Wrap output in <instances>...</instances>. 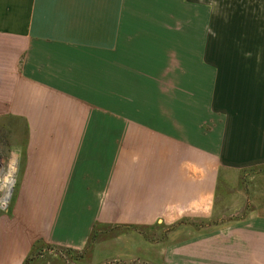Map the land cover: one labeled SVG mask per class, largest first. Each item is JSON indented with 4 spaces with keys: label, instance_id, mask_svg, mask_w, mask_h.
<instances>
[{
    "label": "crops",
    "instance_id": "crops-1",
    "mask_svg": "<svg viewBox=\"0 0 264 264\" xmlns=\"http://www.w3.org/2000/svg\"><path fill=\"white\" fill-rule=\"evenodd\" d=\"M198 11L0 0V164L18 170L0 264H24L37 243L33 264H84L110 237L165 264L158 228L216 216L231 175L264 179V145L234 98L249 75L219 70L227 42ZM139 75L153 80L140 92Z\"/></svg>",
    "mask_w": 264,
    "mask_h": 264
},
{
    "label": "rangeland",
    "instance_id": "rangeland-1",
    "mask_svg": "<svg viewBox=\"0 0 264 264\" xmlns=\"http://www.w3.org/2000/svg\"><path fill=\"white\" fill-rule=\"evenodd\" d=\"M146 3L147 6L157 5L171 10L183 9L187 18H192L194 10L198 13L202 9V23L218 40L227 42V56L222 57L225 61L218 63L219 70L233 69L249 75L250 87L240 88L244 94L238 96L235 93L234 97L236 105L245 107L241 112L243 121L239 124L246 125L253 134L255 130L254 137L264 145V0H139V5L145 6ZM178 65L180 69L184 65L185 69L192 70L194 64H168L170 71ZM202 66V70L209 68V64L203 63ZM141 74L147 75L146 72ZM138 82L139 91L140 85L153 80L140 76ZM238 90V87L234 89L235 92ZM2 167L5 172L0 176V196L6 175L10 174L17 183L18 172L14 160L4 166L1 164L0 169ZM262 167L264 165L256 168L264 170ZM229 178L231 189L226 197L219 199L216 216L195 223L191 221L195 225L188 224L185 231L179 233L172 232V226L158 228L160 233L152 236L155 242H162L169 230V236L163 241L164 252L159 255L165 264H264V179L249 181L248 186L245 180L239 182L235 175ZM6 210L1 209L0 213ZM225 221L226 224H216ZM121 245L115 238H107L105 247L97 253L91 251L84 264H162L145 258L134 247L130 250L132 254L125 253L124 257ZM49 262L64 264L55 260Z\"/></svg>",
    "mask_w": 264,
    "mask_h": 264
},
{
    "label": "built area",
    "instance_id": "built-area-1",
    "mask_svg": "<svg viewBox=\"0 0 264 264\" xmlns=\"http://www.w3.org/2000/svg\"><path fill=\"white\" fill-rule=\"evenodd\" d=\"M7 177H9V179L12 181V184L10 182H7L8 181ZM5 180L6 181L2 182L1 185V191L3 194L0 196V210L1 209L6 210L9 208L16 187L15 185L16 181L14 180L13 177H11L10 174L6 175Z\"/></svg>",
    "mask_w": 264,
    "mask_h": 264
},
{
    "label": "trees",
    "instance_id": "trees-1",
    "mask_svg": "<svg viewBox=\"0 0 264 264\" xmlns=\"http://www.w3.org/2000/svg\"><path fill=\"white\" fill-rule=\"evenodd\" d=\"M232 221V220H231ZM214 223V222H213ZM216 223V222H215ZM214 223V224H215ZM228 223V222H227ZM216 224H218V225H223V224H226V221L225 222H221V223H216ZM188 225V222H186V221H182V222H179V223H177V224H175L172 228H171V231L173 232V231H175L176 229H178V228H180V227H182V226H187ZM191 225H195V224H191ZM203 225H205V224H203ZM210 225H212V224H210ZM108 226H106V228H107ZM201 227H205V226H201ZM98 228H100V225H96L95 226V229H94V231H93V236H92V239L94 240V239H96V236H97V231H98ZM134 229H137V228H134ZM53 249H56V250H58L59 248H53ZM41 252H39V245H38V243L37 244H35V246H34V249H33V252H32V254H31V256H29V258H27V260L25 261V263L24 264H33L34 263V261L36 260V258L38 257V256H40L41 254H40ZM68 253V252H67ZM69 254V253H68Z\"/></svg>",
    "mask_w": 264,
    "mask_h": 264
},
{
    "label": "bare ground",
    "instance_id": "bare-ground-1",
    "mask_svg": "<svg viewBox=\"0 0 264 264\" xmlns=\"http://www.w3.org/2000/svg\"><path fill=\"white\" fill-rule=\"evenodd\" d=\"M11 173H13V172H11ZM8 182H10L12 184V181L10 179L8 180Z\"/></svg>",
    "mask_w": 264,
    "mask_h": 264
},
{
    "label": "water",
    "instance_id": "water-1",
    "mask_svg": "<svg viewBox=\"0 0 264 264\" xmlns=\"http://www.w3.org/2000/svg\"><path fill=\"white\" fill-rule=\"evenodd\" d=\"M0 167H1V164H0Z\"/></svg>",
    "mask_w": 264,
    "mask_h": 264
}]
</instances>
